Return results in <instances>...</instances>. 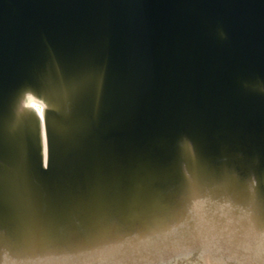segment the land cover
Instances as JSON below:
<instances>
[{
	"label": "water",
	"instance_id": "95a60500",
	"mask_svg": "<svg viewBox=\"0 0 264 264\" xmlns=\"http://www.w3.org/2000/svg\"><path fill=\"white\" fill-rule=\"evenodd\" d=\"M25 91L49 104L46 168L38 118L16 114ZM28 102L40 113L37 101ZM21 153L26 188L12 181L0 189V219L17 213L15 199L28 193L47 219L53 201L54 216L63 219L85 212L91 221L120 205L159 224L156 202L180 188L182 164L216 174L224 162H240L244 171L256 164L264 182V0H0V156L17 166ZM77 178L87 184L72 210L64 200ZM50 188L57 193L46 200ZM161 218L155 229L117 232L114 248L104 244L106 234L92 237L87 252L96 264H114L117 247L145 250L198 233L196 223L190 229L166 213ZM14 221L4 226L13 229ZM221 237L204 236L196 264L224 262L212 242ZM179 245L174 254L190 253V245Z\"/></svg>",
	"mask_w": 264,
	"mask_h": 264
}]
</instances>
